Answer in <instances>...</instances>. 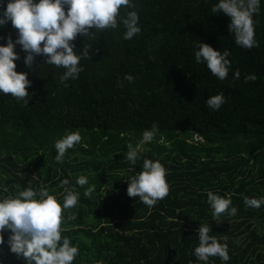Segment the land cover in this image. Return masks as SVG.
<instances>
[{
    "label": "trees",
    "instance_id": "16d2710c",
    "mask_svg": "<svg viewBox=\"0 0 264 264\" xmlns=\"http://www.w3.org/2000/svg\"><path fill=\"white\" fill-rule=\"evenodd\" d=\"M8 2L0 0V14ZM130 2L133 8L119 10L117 28L92 29L72 42L78 56L88 47L76 79L61 83L66 69L43 55L28 67L16 45L15 71L27 74L30 87L27 104L0 92V201L29 187L39 198L43 187L62 205L65 189H74L78 203L64 210L61 224L62 238L78 248L72 264H205L194 254L201 224L230 257L206 264H264V204H245L246 197L264 199V0L253 14L251 49L236 44L230 17L212 12L219 0ZM130 11L141 31L125 40ZM9 36L18 39L11 22L0 26V46ZM199 44L230 53L226 79L196 62ZM250 75L256 79L246 82ZM218 94L224 103L213 110L206 101ZM154 124L153 139L143 142ZM77 130L81 141L57 162L55 141ZM129 144L139 146L134 165L126 159ZM145 159L163 165L169 185L153 207L127 194ZM80 176L88 181L83 187ZM209 191L232 201L219 217ZM2 235L0 264H27L10 251L11 233Z\"/></svg>",
    "mask_w": 264,
    "mask_h": 264
},
{
    "label": "clouds",
    "instance_id": "9594fccd",
    "mask_svg": "<svg viewBox=\"0 0 264 264\" xmlns=\"http://www.w3.org/2000/svg\"><path fill=\"white\" fill-rule=\"evenodd\" d=\"M2 6V5H0ZM67 6V12L65 11ZM121 7L133 8L130 0H9L6 10L0 14V26L11 22L18 32V39L13 42L11 36L6 46H0V92L10 94L14 98L24 100L27 104V88L30 81L26 73L15 71L14 61L20 57L14 51L20 45L27 53L25 64L31 67L35 56L46 57L45 63L66 69L61 76V83L68 79H76L83 71L79 67L81 56H88V47L84 45L78 56L72 43L78 34L89 36L90 30H105L117 28V17ZM260 8V0H219L212 12H222L230 17L229 31L235 35L237 45L251 49L257 46L253 14ZM126 28L125 40L132 39L141 29L138 25V15L135 11L127 13L123 19ZM3 39V37H0ZM230 53L223 54L207 44H199L195 52L197 63L206 62L208 70L220 80L228 76L230 61L226 59ZM239 78V71L235 73ZM125 80L133 82L132 75H125ZM255 75L245 77V81L255 80ZM66 86V85H65ZM224 103L223 94L211 96L206 105L219 110ZM157 131L154 124L151 130L143 132V142H150ZM202 139L198 133H194ZM81 141L80 132L73 131L55 141L57 162H61L68 149ZM126 159L133 165L138 159V147L128 146ZM87 178L78 177L76 183L83 187ZM67 179L61 182V187L68 185ZM129 197H139L141 202L149 207L167 197L169 185L166 181V170L159 161L145 159L142 170L132 176L127 183ZM94 188H88L85 195L89 196ZM32 188L20 191L0 201V245L4 244L3 233L9 231L8 245L16 256L23 257L27 264H72L78 255V248L71 246L70 239L61 235V224L64 210L76 206L79 194L74 189H65L63 204L48 189L41 188L38 193ZM208 203L214 210V217L227 212L232 203L230 198H223L212 192L207 193ZM245 204L259 208L264 199L245 198ZM237 209L231 208L230 215H236ZM74 219V217H70ZM210 227L202 225L198 229L199 246L194 249L195 256L206 262L210 257H219L223 261L230 259L226 244H221L215 236H210Z\"/></svg>",
    "mask_w": 264,
    "mask_h": 264
}]
</instances>
